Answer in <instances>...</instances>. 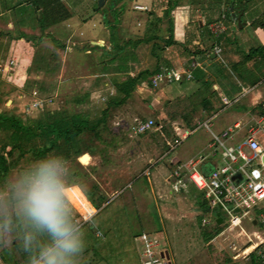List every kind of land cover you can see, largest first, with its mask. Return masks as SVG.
I'll return each instance as SVG.
<instances>
[{"label":"rangeland","instance_id":"1","mask_svg":"<svg viewBox=\"0 0 264 264\" xmlns=\"http://www.w3.org/2000/svg\"><path fill=\"white\" fill-rule=\"evenodd\" d=\"M66 1L69 2L71 17L69 26H66V22L58 23L42 34L36 27L30 29L32 20L24 14V11L32 13L29 6L23 5L0 14V32H8L11 36H0V113L31 120L38 117L42 108L62 109L68 113L85 115L93 122L106 102L115 97L112 84L125 77L113 72L118 61L107 67L106 72H101L98 53L90 50L85 53L90 45L88 42L98 41L102 44L97 47L109 51L111 45L108 37L112 32L104 26L101 13L93 11L96 9L93 0ZM190 1L180 0L184 7L180 11L189 15L192 9ZM105 2L102 0L100 7L105 9L107 20L111 21L112 12L107 10ZM145 7L148 8V5ZM252 9L263 11L264 0H255ZM125 11L128 14L119 18L121 39L141 36L145 11H136L130 4L125 6ZM234 12V18H230L229 22L227 19L221 20L224 38L236 43V37L242 34L249 44L253 40L262 43L264 29L248 25L252 19L242 14L240 22L245 27L242 31L237 30V11ZM80 17L85 21L81 23ZM19 18L23 24L16 26ZM165 27L163 21L160 28L164 30ZM19 33H23V37L12 39ZM48 37L57 40L63 48L54 46ZM248 46L245 45L243 49L246 50ZM216 57L223 58L221 53ZM227 59L236 61L238 56L228 54ZM10 61L12 64L8 65ZM138 64L129 60L126 66L134 69ZM169 64L175 70L182 69L179 59ZM207 65L206 60L199 61L202 72L208 73ZM252 67L251 62L247 64L249 71L253 70ZM208 74L215 81L210 86L214 94L211 106L213 109L221 107L219 110L208 112L198 105L203 94L198 72L195 79L189 82L161 85L160 88L168 89L166 94L144 84L135 86L125 103L110 105L104 121L105 129L100 131L98 138L82 135L83 143L89 149L67 159L65 175L69 185H79L68 193V199L81 219L85 233L86 247L79 264H141L139 247L133 240L138 231L159 233L166 243L170 264H250L248 254L253 251L254 256L262 255L261 260L264 261V245L258 249L253 247L256 240L251 234L257 227L252 226L249 219L255 217L254 211L241 219V228L229 226L225 221L223 229L205 243L200 232L204 228H211L213 219L210 213L196 210L199 192L188 186L185 193L171 197L166 194L163 179L170 168L195 156L207 155V159L216 161L218 156L210 155L207 148L211 134L231 125L235 118L231 111L237 105L249 104L243 97L236 103L223 101L221 92L222 89L230 91L229 80L213 72ZM184 85L186 87L178 89ZM175 88L178 92L171 90ZM84 95L87 97L73 103L72 98ZM252 115V120H239L245 126L237 138L248 129L257 127L255 122L259 117L257 113ZM135 119H150L153 122L151 130L140 135L133 134L131 127ZM176 127L191 133L169 151L166 143L172 140ZM33 161L29 155L19 158L4 180L0 181V225H8L6 230L0 229V254L5 249L3 257L7 260L0 258V264H10L9 256L12 261L19 263L20 254L24 252V236L30 229L19 211L18 192L22 178L39 163L37 160V164H31ZM83 191L96 203H99V196L105 200L99 208L87 206L84 211L80 207L90 203H86L88 200L79 195ZM85 216L88 218L85 219ZM46 239V236L36 237L37 242ZM244 249L247 255H243Z\"/></svg>","mask_w":264,"mask_h":264},{"label":"trees","instance_id":"2","mask_svg":"<svg viewBox=\"0 0 264 264\" xmlns=\"http://www.w3.org/2000/svg\"><path fill=\"white\" fill-rule=\"evenodd\" d=\"M93 1L96 3V9H93V11L101 13L104 26L109 27V31L112 32L108 37L111 48L106 51L105 48L88 45L87 50L98 53L97 57L101 60V72H106L107 67H111L114 61H118L113 72L123 74L125 77L123 80L112 84L115 97L106 102L93 122L89 121L85 115L68 113L62 109L49 110L42 108L38 112V117L31 120H21L0 113V181L4 180L17 160L25 155H29L33 160L45 156H63L65 159H69L72 155L77 156L82 152H86L82 150H88L89 146L84 145L82 135L89 134L94 138L100 136V131L105 129L104 121L110 105L119 106L125 103L137 85L144 84L149 87V79L154 74L164 68H172L169 64L171 61L181 60L182 69L190 71L194 79L195 74L200 73L199 83L203 94L198 101V105L208 112L221 108L213 109L211 106L214 94L210 90V86L215 81L209 76V72L216 73L218 77L229 80L230 91L236 94L241 92V88L253 86L264 77V72H262L264 68V40L262 43L253 40V43L249 44L242 38V34H239L235 43V41L224 38L225 30L217 37L211 35L207 30L210 23L222 19H227V22H229L228 20L231 18L230 7L233 14L234 11L238 13L242 11L243 14L248 15L252 19L251 23L248 24L251 27L256 26L264 29L262 20L264 19V10L256 12L255 9H252L255 0H191L189 3L192 9L189 11L187 23L183 28L181 43L173 40L170 17V12L180 5V0H150L147 10L143 13V32L141 36H130L125 40L121 39L122 31L120 20L117 17L123 11L122 4L116 7L115 0L107 3V10L112 12L110 15L111 21H108L105 9L97 6V0ZM248 2H250L249 5ZM23 5L32 9V13L24 11V14L29 15L32 20L30 29L36 27L40 34L70 16L68 9L60 0H0V14L18 9ZM237 12L236 14H238ZM258 16L262 18L259 19ZM17 20L19 22L16 26H21L22 21L20 18ZM163 21L166 23L164 30L160 28ZM244 27L238 29L236 25V29L239 31H242ZM2 34L11 37L8 32H0V36ZM23 35V33H19L12 36V39L21 38ZM48 38L54 46L63 48V45L57 40ZM247 44L249 46L244 50L243 47ZM213 46H218L219 54L221 53L223 56L222 59H217L216 55L213 54ZM126 49L128 51L124 54ZM228 54L238 56V59L229 61L227 59ZM196 59H199V61L206 60L208 73L202 72L201 68L196 66V64H199ZM129 60L139 64L134 69L128 68L126 65ZM250 62L253 65L252 71L247 68V64ZM86 97L87 95L74 97L72 101L78 103ZM254 108L259 110V116L264 115V108H261L260 105H256ZM75 184L72 183L71 185ZM82 194L95 209L99 208L100 203L105 200L104 197L99 196L97 197L99 203H96L86 192L83 191ZM196 204L197 211L201 213L208 212L213 219V226L208 229L204 228L200 232L202 241L207 243L223 229V223L226 220L218 210L208 208L200 192ZM199 221L200 219H198ZM2 251L0 258L7 261L3 257L6 250L3 249ZM29 256L30 253L24 250L20 254L19 263L12 261L10 256L8 259L10 264H29ZM261 256H254V251L249 253V263L264 264Z\"/></svg>","mask_w":264,"mask_h":264},{"label":"built area","instance_id":"3","mask_svg":"<svg viewBox=\"0 0 264 264\" xmlns=\"http://www.w3.org/2000/svg\"><path fill=\"white\" fill-rule=\"evenodd\" d=\"M132 8L142 12L147 9L139 4H133ZM207 30L217 37L224 31V27L221 21H217L210 23ZM212 52L218 55V46H213ZM11 64L10 61L8 65ZM192 79L190 71L164 68L149 79V88L189 82ZM152 126L150 119H135L131 130L133 134L140 135L150 131ZM204 126L206 127L205 124ZM256 126L239 138L237 135L240 134L241 127L237 124L219 133H212L207 148L210 155L218 156V163L206 174L199 168L206 156H196L174 164L163 179L169 197L185 193L188 186H192L201 193L208 208L218 210L229 226L241 228V219L254 211L255 217L249 219L251 225L257 227L251 234L256 240L254 249L264 245V165L261 163V156L264 155V128H259L258 122ZM190 133L191 131L176 127L172 140L166 143L169 151ZM134 241L139 247L141 264H167L160 256L163 251H167V247L159 233L141 232L134 237ZM246 251L244 249L243 255H247Z\"/></svg>","mask_w":264,"mask_h":264},{"label":"clouds","instance_id":"4","mask_svg":"<svg viewBox=\"0 0 264 264\" xmlns=\"http://www.w3.org/2000/svg\"><path fill=\"white\" fill-rule=\"evenodd\" d=\"M31 162L37 166L20 181L18 204L29 227L24 250L30 253L29 264H79L85 247V233L68 193L79 185L66 182L67 159L47 156ZM8 225H0L7 229ZM37 235L46 236L37 242Z\"/></svg>","mask_w":264,"mask_h":264},{"label":"crops","instance_id":"5","mask_svg":"<svg viewBox=\"0 0 264 264\" xmlns=\"http://www.w3.org/2000/svg\"><path fill=\"white\" fill-rule=\"evenodd\" d=\"M8 1V0H7ZM63 5L68 9L69 13H70V9L68 8V5H69V2L67 3V1L65 0H60ZM112 0H106L105 3H110ZM149 2L150 0H115V6L117 7L118 5H121L122 4V8H123V11L121 14H119L117 17L120 18V16L124 15L126 16L128 14V11H125V6L130 4L131 7L133 4H139V5H143V6H147L149 5ZM104 3V4H105ZM103 4V5H104ZM184 7L180 4L179 6H176L171 12H170V17H171V21H172V34H173V40L178 42V43H181L182 40H183V28L185 26V24L187 23V20H188V14L185 12V11H180L181 9H183ZM132 13V12H131ZM71 17L67 18L66 20L60 22V23H63V22H66V26L68 27L69 26V19ZM80 22H84L85 19H82V17L79 18ZM59 23V24H60ZM58 24L55 25V27L57 26ZM54 27V26H53ZM45 33V32H44ZM100 42V43H99ZM90 44V42H88ZM97 43L99 44H102L101 41H98ZM88 50L85 51V53H87ZM196 66L200 67L199 64H196ZM194 82H197V81H194ZM262 85V86H261ZM183 87H186L185 85L178 88V89H183ZM189 87V86H188ZM192 87V86H191ZM159 91H161V93L163 94H166V90L165 88H158ZM178 89L175 88V89H171V90H175L178 92ZM190 89V87H189ZM230 89V88H229ZM240 90H243V92H240L238 94L236 93H233L232 91H227L225 89H222V94H221V98L223 101L225 100H228L232 103H236L237 101L241 100L242 97L245 99H247L249 101V104L246 106H242V105H237L233 111H231V113L234 114L235 118L234 120L232 121L231 125H229L228 127H232L233 125H239V127L244 128L245 125H242L240 123L239 120H242V119H245V120H252L253 119V115L254 113H257L259 119L256 120L255 124L258 122L259 124V128H264V122H263V119H264V115L263 116H259L258 114V109L254 108L256 105H260L261 108H264V77H262L260 79V81H258L256 84H254L253 86H250L249 88H247V90L245 91L244 88H241ZM259 99V100H258ZM255 101H258L257 103H254ZM229 106V105H228ZM228 106H224V107H228ZM231 106V105H230ZM229 106V107H230ZM227 127V128H228ZM226 129V128H224ZM222 129V130H224ZM220 130V131H222ZM219 131V132H220ZM218 132V133H219ZM202 156H206V159L200 163V170L203 172V173H207L209 172V170L215 166L217 163H218V159L215 161V160H212V159H207V155H202ZM196 157V156H195ZM193 158V157H192ZM191 159V158H189ZM188 160V159H187ZM186 160V161H187ZM77 193V192H75ZM79 195L83 196L81 194V192H79ZM171 197V196H170ZM86 201V200H85ZM86 203H89L88 201H86ZM85 203V204H86ZM81 206V205H80ZM87 206L89 208H92L90 204H86L84 206H81L80 209H87ZM82 214H83V211H82ZM82 216V215H81ZM85 219L88 218V217H84ZM141 232H144V231H138L137 234L141 233ZM148 233V232H146ZM136 234V235H137ZM134 240V239H133ZM105 244V243H102V245ZM93 251V250H91ZM100 262H101V259H100Z\"/></svg>","mask_w":264,"mask_h":264},{"label":"water","instance_id":"6","mask_svg":"<svg viewBox=\"0 0 264 264\" xmlns=\"http://www.w3.org/2000/svg\"><path fill=\"white\" fill-rule=\"evenodd\" d=\"M101 2H102V0H97V6H98V7H100ZM229 10H230V17H231V18H234V14L231 12V7L229 8ZM242 14H243V12L240 11V12L235 16V22H236V25H237V28H238V29L241 28V27L244 25L243 22H240V17H241ZM90 45H91V46H99V45H98L97 43H95V42H90ZM261 163L264 165V155L261 156ZM160 256H161L162 258H164V259L167 261V264H170V263L168 262L169 256H168L167 251H163V252L160 254Z\"/></svg>","mask_w":264,"mask_h":264},{"label":"bare ground","instance_id":"7","mask_svg":"<svg viewBox=\"0 0 264 264\" xmlns=\"http://www.w3.org/2000/svg\"><path fill=\"white\" fill-rule=\"evenodd\" d=\"M95 43H97V42H95ZM99 46L101 45V44H99V43H97Z\"/></svg>","mask_w":264,"mask_h":264}]
</instances>
